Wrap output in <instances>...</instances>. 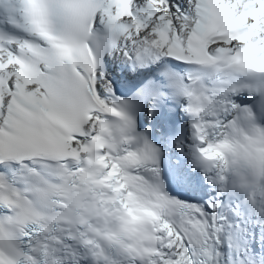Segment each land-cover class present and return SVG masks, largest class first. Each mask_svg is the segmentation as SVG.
Masks as SVG:
<instances>
[{
  "label": "snow or ice",
  "instance_id": "snow-or-ice-1",
  "mask_svg": "<svg viewBox=\"0 0 264 264\" xmlns=\"http://www.w3.org/2000/svg\"><path fill=\"white\" fill-rule=\"evenodd\" d=\"M0 8V264H264V0Z\"/></svg>",
  "mask_w": 264,
  "mask_h": 264
},
{
  "label": "bare ground",
  "instance_id": "bare-ground-1",
  "mask_svg": "<svg viewBox=\"0 0 264 264\" xmlns=\"http://www.w3.org/2000/svg\"><path fill=\"white\" fill-rule=\"evenodd\" d=\"M111 64H112V62H111ZM232 257V255H231V252H229L228 253V264H229V262H230V258ZM221 260H222V262H223V257H221Z\"/></svg>",
  "mask_w": 264,
  "mask_h": 264
}]
</instances>
